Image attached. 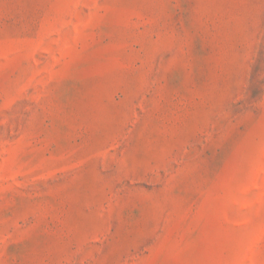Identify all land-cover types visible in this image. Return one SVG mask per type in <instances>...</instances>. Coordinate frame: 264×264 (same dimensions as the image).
<instances>
[{"label": "rangeland", "instance_id": "374dc122", "mask_svg": "<svg viewBox=\"0 0 264 264\" xmlns=\"http://www.w3.org/2000/svg\"><path fill=\"white\" fill-rule=\"evenodd\" d=\"M0 264H264V0H0Z\"/></svg>", "mask_w": 264, "mask_h": 264}]
</instances>
